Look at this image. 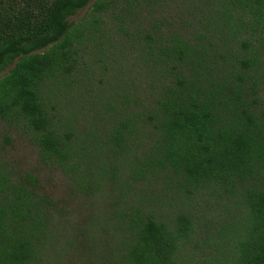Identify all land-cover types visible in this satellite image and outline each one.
<instances>
[{
	"label": "trees",
	"instance_id": "16d2710c",
	"mask_svg": "<svg viewBox=\"0 0 264 264\" xmlns=\"http://www.w3.org/2000/svg\"><path fill=\"white\" fill-rule=\"evenodd\" d=\"M4 71L92 212L0 157V264H264V0H0Z\"/></svg>",
	"mask_w": 264,
	"mask_h": 264
},
{
	"label": "rangeland",
	"instance_id": "374dc122",
	"mask_svg": "<svg viewBox=\"0 0 264 264\" xmlns=\"http://www.w3.org/2000/svg\"><path fill=\"white\" fill-rule=\"evenodd\" d=\"M90 5L74 18L85 15ZM0 157L7 168L15 174L33 175L38 181V188L64 208L70 223L79 226L89 219L92 212L90 203L80 193L74 191L70 178L56 166L44 163L40 149L31 137L1 118Z\"/></svg>",
	"mask_w": 264,
	"mask_h": 264
}]
</instances>
